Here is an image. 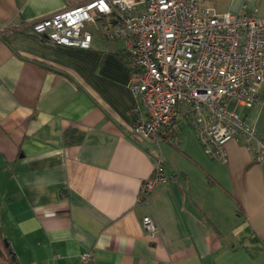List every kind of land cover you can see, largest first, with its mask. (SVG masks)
<instances>
[{
    "label": "crops",
    "instance_id": "0c3cea01",
    "mask_svg": "<svg viewBox=\"0 0 264 264\" xmlns=\"http://www.w3.org/2000/svg\"><path fill=\"white\" fill-rule=\"evenodd\" d=\"M85 1L0 0V241L17 264H75L85 249L95 264H264V159L242 137L225 143L224 161L209 158L185 118L157 149L131 131L145 109L125 39L92 23L89 48L31 31ZM204 3L264 13V0ZM235 109L264 141V85L256 103ZM157 155L167 179L145 197Z\"/></svg>",
    "mask_w": 264,
    "mask_h": 264
},
{
    "label": "built area",
    "instance_id": "2783aa9c",
    "mask_svg": "<svg viewBox=\"0 0 264 264\" xmlns=\"http://www.w3.org/2000/svg\"><path fill=\"white\" fill-rule=\"evenodd\" d=\"M92 23L107 38L127 41L130 87L145 109L135 135L155 140L179 118L189 121L204 153L226 159L225 143L242 137L256 160L264 141L235 109L260 99L264 85V13L215 11L204 0H87L33 21L31 31L54 44L89 48ZM161 155L142 184L145 197L166 181ZM153 239L158 227L145 215ZM75 264H95L85 249Z\"/></svg>",
    "mask_w": 264,
    "mask_h": 264
},
{
    "label": "trees",
    "instance_id": "16d2710c",
    "mask_svg": "<svg viewBox=\"0 0 264 264\" xmlns=\"http://www.w3.org/2000/svg\"><path fill=\"white\" fill-rule=\"evenodd\" d=\"M177 121L178 120H176V122ZM176 122H175V124H176ZM171 129L172 128L165 129L163 131L168 132ZM163 131L161 132V136L165 137L166 134L163 133ZM68 133H69L68 131H65L64 137H65L66 142H68V141L71 142V140L70 139L68 140V138H67L68 137ZM171 133H172V131L169 132V135H171ZM79 137H81V135H78L76 138L80 139ZM73 141H78V140H73ZM0 260H3V264H17L14 251L10 248L9 244H5V243H3L1 241H0Z\"/></svg>",
    "mask_w": 264,
    "mask_h": 264
},
{
    "label": "rangeland",
    "instance_id": "374dc122",
    "mask_svg": "<svg viewBox=\"0 0 264 264\" xmlns=\"http://www.w3.org/2000/svg\"><path fill=\"white\" fill-rule=\"evenodd\" d=\"M161 143H163V142H161ZM161 143H160V140L158 141V144L156 143V148L157 149H159L160 148V145H161ZM173 146H175V147H177V148H180V145H178V141H173ZM204 151V150H203Z\"/></svg>",
    "mask_w": 264,
    "mask_h": 264
},
{
    "label": "water",
    "instance_id": "95a60500",
    "mask_svg": "<svg viewBox=\"0 0 264 264\" xmlns=\"http://www.w3.org/2000/svg\"><path fill=\"white\" fill-rule=\"evenodd\" d=\"M4 243H6V240L4 239Z\"/></svg>",
    "mask_w": 264,
    "mask_h": 264
}]
</instances>
